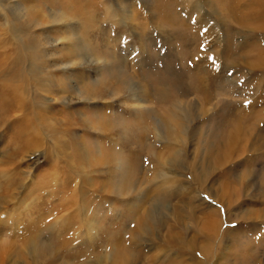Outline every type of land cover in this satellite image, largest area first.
Segmentation results:
<instances>
[{
  "label": "rangeland",
  "instance_id": "rangeland-1",
  "mask_svg": "<svg viewBox=\"0 0 264 264\" xmlns=\"http://www.w3.org/2000/svg\"><path fill=\"white\" fill-rule=\"evenodd\" d=\"M0 264H264V0H0Z\"/></svg>",
  "mask_w": 264,
  "mask_h": 264
},
{
  "label": "bare ground",
  "instance_id": "bare-ground-1",
  "mask_svg": "<svg viewBox=\"0 0 264 264\" xmlns=\"http://www.w3.org/2000/svg\"><path fill=\"white\" fill-rule=\"evenodd\" d=\"M197 7H198V6H197ZM197 7H196V8H197ZM198 10H199V9H198ZM198 10H197V11H198ZM199 12H200V11H199ZM199 12H198V13H199ZM218 63H219V62H218ZM102 131H103V130H102ZM157 133H158V136H159V137L162 136V135H160V134H162L160 131H157ZM85 161H86V160H85ZM94 164H95V163H94ZM97 164H100L101 166H102V165L104 166V165H106V162H103V161L101 160V161H98ZM95 165H96V164H95ZM83 167H85V166H83ZM85 169H86V168H85ZM109 171H110V170H109ZM90 176H91V175H90ZM91 225H92V224H91ZM86 229H87V228H86ZM78 231H79V230H78ZM91 231H92V228H89V230L87 231V232H88L87 235L89 236L90 239H91V236H90V235H91ZM78 233H79V232H78Z\"/></svg>",
  "mask_w": 264,
  "mask_h": 264
},
{
  "label": "snow or ice",
  "instance_id": "snow-or-ice-1",
  "mask_svg": "<svg viewBox=\"0 0 264 264\" xmlns=\"http://www.w3.org/2000/svg\"><path fill=\"white\" fill-rule=\"evenodd\" d=\"M229 75H231V73H229Z\"/></svg>",
  "mask_w": 264,
  "mask_h": 264
}]
</instances>
